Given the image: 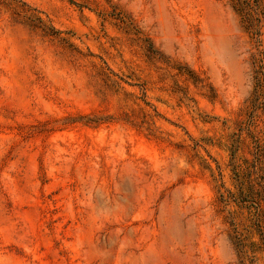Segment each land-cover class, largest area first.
Instances as JSON below:
<instances>
[{
  "label": "rangeland",
  "instance_id": "374dc122",
  "mask_svg": "<svg viewBox=\"0 0 264 264\" xmlns=\"http://www.w3.org/2000/svg\"><path fill=\"white\" fill-rule=\"evenodd\" d=\"M8 1L0 264H264V0Z\"/></svg>",
  "mask_w": 264,
  "mask_h": 264
},
{
  "label": "trees",
  "instance_id": "16d2710c",
  "mask_svg": "<svg viewBox=\"0 0 264 264\" xmlns=\"http://www.w3.org/2000/svg\"><path fill=\"white\" fill-rule=\"evenodd\" d=\"M1 1V0H0ZM234 6L236 9L243 10L246 9L247 6L251 5L250 0H234ZM255 2H258V0H254ZM9 6H11L16 12L22 13L24 12L25 17L28 20V23L31 26H34L36 28H41L43 31H45L46 34L51 36H59L61 31L58 30L55 26L52 24H49L46 22L40 15L39 11L36 8H32L24 2L23 0H10L7 2ZM247 20L250 19L248 15H246ZM62 39H66L63 38Z\"/></svg>",
  "mask_w": 264,
  "mask_h": 264
}]
</instances>
